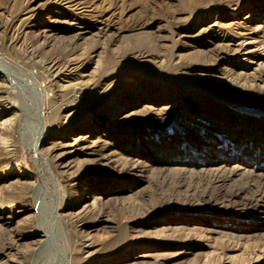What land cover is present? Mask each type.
<instances>
[{
  "label": "rangeland",
  "instance_id": "374dc122",
  "mask_svg": "<svg viewBox=\"0 0 264 264\" xmlns=\"http://www.w3.org/2000/svg\"><path fill=\"white\" fill-rule=\"evenodd\" d=\"M0 56L47 89L38 150L0 94V264L41 229L56 264H264V0H0Z\"/></svg>",
  "mask_w": 264,
  "mask_h": 264
},
{
  "label": "bare ground",
  "instance_id": "6f19581e",
  "mask_svg": "<svg viewBox=\"0 0 264 264\" xmlns=\"http://www.w3.org/2000/svg\"><path fill=\"white\" fill-rule=\"evenodd\" d=\"M80 28L81 29H84V27H80ZM84 33H85L84 30H79V31H77V34L75 35V37L76 36H78V37L83 36ZM99 33H100V31H99ZM238 47H240V49H241V46L238 45ZM227 48L230 49V47H227ZM251 48H252V46H251ZM253 49H255V48H253ZM245 52H246V50H245ZM253 52H254V50H253ZM228 53H230V52H228ZM246 53L247 54H250L251 52L249 51V52H246ZM51 68H52L51 69V74H52L51 76H53V78H54L53 80L54 81L57 78L58 79H63L66 76L65 75L66 72L63 73L62 70L56 69V67L53 68V66H51ZM12 71H13L12 64L9 61H7L6 59H4L3 57L0 56V80L1 81H5V83L7 81V85L4 84L5 87H3V88L0 87V94H3V95L5 94V96H7V97H9V96H15V98H17V97L26 98L25 97L26 95H30L32 97V99H33V103L35 104L34 105L35 108H33V104L26 102L25 99H24V101L20 102L19 104H17V102L11 103L10 101L8 103H10V107H16V104H17L19 106V108L24 111L22 113L23 114V120H27V124L24 125L23 128L21 127L23 129V130H21V133L32 135V139L30 141V145H31L30 147H33L35 150H38L40 148V145L42 143V140H43V138H44V136L46 134V126H45V115H46V111H45L46 110V107H45V105L46 104H45V99H44L45 98V94H46L45 91L47 90L46 89V85L45 84L43 85V83L42 84H38V83L30 82V81H28L26 79H22L20 77H17V76L14 75L15 74L14 71H13L14 74H12ZM258 74H260V73H258ZM258 74H256V75H258ZM91 88H93V87H91ZM84 92L85 91L80 90V91H76L75 93H72L73 95H71V96H73V97H72L71 101L64 106L65 107L64 108V111H67L68 113H65L64 116L62 115L63 117L68 118V116H70L72 114V112H74L76 109H78L82 104H84L86 102L85 95H83ZM9 99H11V98H9ZM6 101H7V99H6ZM3 104H5V102ZM165 107H166V105H165ZM153 112H154V110H153ZM159 116H162V115L160 114ZM37 131L38 132L40 131L39 135H37V133H36ZM33 136H35V138H33ZM74 139H75V142L72 143L71 145L69 144L70 146H72V150H70L71 153L72 152H75L77 150H81L83 153H88V154H91V155H95L96 154V155H98V157H102V158H104L107 161H110L111 160V157L108 156V154L98 153V151H99V149H98L99 143L97 142V140H95L96 141L95 144L83 145L82 142L84 141V136L79 135V137H76ZM19 174H23V170L20 169L19 170ZM0 198H5V199L8 198V195L6 194L5 191H0ZM177 219H182V218L181 217H177ZM36 228H38V227H36ZM52 234H54V233H52ZM52 234H49L48 231H46L44 229L35 230L33 232V236L34 237L35 236H38V237L43 238V240H42L43 242L42 243H44L43 249H40L38 251L37 258H36L37 259L36 260V264H56L55 263V260L53 259V257L51 259V256H50V255H52V252H53V250H52L53 248H52V245H51L53 243H51V241H50L51 240V237H52L51 236ZM55 245H56V243H55ZM58 247H59V244H58ZM59 249L61 250L60 247H59ZM65 253L60 252V255L63 256V258L66 260L67 263H69L68 255L65 254ZM59 256H58V258H60Z\"/></svg>",
  "mask_w": 264,
  "mask_h": 264
}]
</instances>
